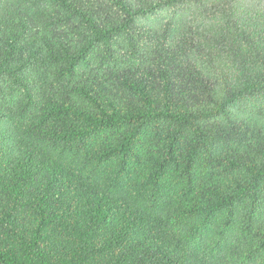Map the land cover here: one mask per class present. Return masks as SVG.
<instances>
[{"label":"trees","instance_id":"obj_1","mask_svg":"<svg viewBox=\"0 0 264 264\" xmlns=\"http://www.w3.org/2000/svg\"><path fill=\"white\" fill-rule=\"evenodd\" d=\"M0 264H264V0H0Z\"/></svg>","mask_w":264,"mask_h":264}]
</instances>
